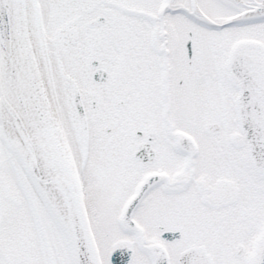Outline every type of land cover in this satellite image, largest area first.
I'll return each instance as SVG.
<instances>
[{
  "label": "flooded vegetation",
  "instance_id": "obj_1",
  "mask_svg": "<svg viewBox=\"0 0 264 264\" xmlns=\"http://www.w3.org/2000/svg\"><path fill=\"white\" fill-rule=\"evenodd\" d=\"M253 2L47 0L31 13L38 80L73 135L84 205L110 212L100 264L114 249L125 264L258 263L264 178L238 124L234 66L264 90V17L211 25Z\"/></svg>",
  "mask_w": 264,
  "mask_h": 264
},
{
  "label": "water",
  "instance_id": "obj_2",
  "mask_svg": "<svg viewBox=\"0 0 264 264\" xmlns=\"http://www.w3.org/2000/svg\"><path fill=\"white\" fill-rule=\"evenodd\" d=\"M253 2V0H251ZM10 0H0V125L4 130L9 146L17 156L22 165L28 179L36 188L50 215L55 221L59 230L66 237L69 252L71 255L72 264H99L95 244L89 231L87 220L85 217L83 205L79 194L75 190L74 174L67 158L63 146L60 144L54 124L48 114L45 106L44 96L42 94L38 75L34 68L30 46L27 38L25 14H24V0H18L23 20V36L24 44L22 50L24 51L26 69L28 74L25 75V81L16 82L14 76L17 69L23 68V65L17 61L13 51L11 24H10ZM193 2V0H192ZM264 17V0L260 2H253V7L250 12L244 13L237 18L229 20L223 25L212 26L220 28L228 26L232 22L242 20V18H259ZM29 58V60L27 59ZM30 77V78H29ZM32 77V79H31ZM33 82L35 85H33ZM239 96L238 101H244L245 98L241 96L242 93L264 91L258 87V83L251 78H243L239 81ZM9 89L11 97L19 110L25 114L26 118L32 121L41 122L46 126L49 132L47 138L49 145L45 146L40 140H33L26 131L25 124L17 111L11 103V100L5 92V86ZM23 85L27 89L34 90L36 93H31L27 90V94L23 92ZM29 91V92H28ZM40 96V98H39ZM41 100L42 112L38 111L40 106L37 99ZM261 97L260 99H263ZM237 115H239L237 113ZM253 124H257L253 123ZM241 126V123H240ZM5 128H11L17 137L20 148L17 149L13 140L7 134ZM250 134L255 136L252 141L249 137L250 163L255 171L264 177V147H260V128L249 129ZM257 131V134L252 132ZM51 133V135H49ZM259 137V139L257 138ZM54 138V142L52 141ZM41 152L44 159L45 169L38 165L35 157V151ZM57 151L58 159L52 153ZM119 251L115 252L113 262L118 256ZM258 264H264V246L261 250Z\"/></svg>",
  "mask_w": 264,
  "mask_h": 264
},
{
  "label": "rangeland",
  "instance_id": "obj_3",
  "mask_svg": "<svg viewBox=\"0 0 264 264\" xmlns=\"http://www.w3.org/2000/svg\"><path fill=\"white\" fill-rule=\"evenodd\" d=\"M123 1L127 2V6L130 5L131 0ZM41 11L43 12V9ZM126 20L129 22L127 15H125ZM227 32L222 30L219 33ZM62 133L66 140V131L63 127ZM0 136L4 139L1 130ZM2 146L3 144L0 143V190H2L0 194V264H70L66 238L60 235L59 229L50 219L43 205H33V188L29 185L27 178L23 177L22 166L18 161L13 160L9 150ZM80 182L82 184L81 178ZM35 196L38 200L36 194ZM85 209L99 249L101 234L103 235L104 231L101 218L110 212L99 210L94 199L86 203V197ZM111 247L112 244L108 243L106 249Z\"/></svg>",
  "mask_w": 264,
  "mask_h": 264
},
{
  "label": "bare ground",
  "instance_id": "obj_4",
  "mask_svg": "<svg viewBox=\"0 0 264 264\" xmlns=\"http://www.w3.org/2000/svg\"><path fill=\"white\" fill-rule=\"evenodd\" d=\"M10 24H11V35H12V45H13V51H14V55H15V58L17 59V61H19L22 65H23V68L22 70L21 69H17V72L16 74L14 75L17 79H16V82H21L22 81H25V75L28 74V68L25 67V64H27V61L25 60V56L24 55V51L22 50V44H24V36H23V32H24V29H23V20H22V16H21V11H20V6L19 5V2L18 0H10ZM37 3L40 7V9H43L44 8V0H37ZM27 59V58H26ZM29 60V58L27 59ZM27 68V69H26ZM29 75V74H28ZM30 76V75H29ZM30 78V77H29ZM32 79V77H31ZM33 85H35V83L33 82ZM5 86V85H4ZM27 86L26 85H23V92L25 94H27V90L31 91V93H36L34 90H32V88L30 89H27ZM9 89L5 86V92L7 93V96L9 97V99L11 100V103L13 104V106L17 109V111L19 112L24 124H25V128H26V131L27 133L29 134V136L33 139V140H40L41 143H43L45 146H48L49 145V141H48V138H47V133L49 132V130L47 129L46 126H43L41 124V122H37L36 120L35 121H32L31 119L29 118H26L25 117V114H23L19 108L17 107V105L15 104L13 98L11 97V93H9L8 91ZM28 91V92H29ZM40 98V96H39ZM37 99L38 101V105L40 106V108H38V111L40 110V112H42L43 108H41V100L40 99ZM64 128H65V131H66V144H67V147H68V151L70 153V158L72 160V163H73V166L75 168V171H76V175L78 176L79 175V161H78V158H77V153H76V150H75V147H74V144H73V140L71 138V134L69 132V129L67 128V126H65V123H64ZM7 134L9 135V137L13 140V143L15 145V147L17 149L20 148L19 146V143H18V140H17V137L15 135V132L11 129V128H5ZM51 135V133L49 134ZM52 136V135H51ZM52 141L54 142V138L52 137ZM52 155L58 159V154H57V151H54L52 153ZM35 157H36V160L38 162V165L43 167V169L46 168L45 164H44V159L45 157H43V155L41 154V152H39L38 150L35 151ZM79 178V177H78ZM75 190L76 192L79 194V196L81 197V187L77 186L75 183Z\"/></svg>",
  "mask_w": 264,
  "mask_h": 264
}]
</instances>
